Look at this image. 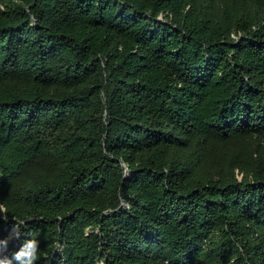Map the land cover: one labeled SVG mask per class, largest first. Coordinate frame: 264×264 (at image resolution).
Returning <instances> with one entry per match:
<instances>
[{
	"label": "trees",
	"instance_id": "1",
	"mask_svg": "<svg viewBox=\"0 0 264 264\" xmlns=\"http://www.w3.org/2000/svg\"><path fill=\"white\" fill-rule=\"evenodd\" d=\"M0 203L38 264H264V0H0Z\"/></svg>",
	"mask_w": 264,
	"mask_h": 264
},
{
	"label": "clouds",
	"instance_id": "2",
	"mask_svg": "<svg viewBox=\"0 0 264 264\" xmlns=\"http://www.w3.org/2000/svg\"><path fill=\"white\" fill-rule=\"evenodd\" d=\"M0 219L10 220L7 207L2 203H0ZM11 220L15 221V218ZM20 223L13 222L11 225V231L17 237L22 234ZM9 242V236L0 237V264H38L41 256V241L38 238H24L18 248L6 254L4 249L7 248Z\"/></svg>",
	"mask_w": 264,
	"mask_h": 264
},
{
	"label": "rangeland",
	"instance_id": "3",
	"mask_svg": "<svg viewBox=\"0 0 264 264\" xmlns=\"http://www.w3.org/2000/svg\"><path fill=\"white\" fill-rule=\"evenodd\" d=\"M13 237H15V234L12 233V231H11V232H10V239L13 238Z\"/></svg>",
	"mask_w": 264,
	"mask_h": 264
},
{
	"label": "water",
	"instance_id": "4",
	"mask_svg": "<svg viewBox=\"0 0 264 264\" xmlns=\"http://www.w3.org/2000/svg\"><path fill=\"white\" fill-rule=\"evenodd\" d=\"M6 251V248L4 249V252Z\"/></svg>",
	"mask_w": 264,
	"mask_h": 264
}]
</instances>
